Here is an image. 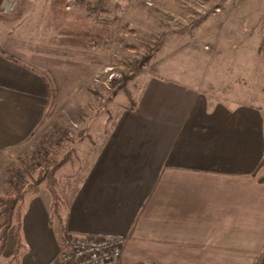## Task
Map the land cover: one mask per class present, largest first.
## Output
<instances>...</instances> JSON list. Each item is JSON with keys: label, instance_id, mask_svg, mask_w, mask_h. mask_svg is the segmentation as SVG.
<instances>
[{"label": "crops", "instance_id": "crops-1", "mask_svg": "<svg viewBox=\"0 0 264 264\" xmlns=\"http://www.w3.org/2000/svg\"><path fill=\"white\" fill-rule=\"evenodd\" d=\"M18 32L0 29L1 162L57 122L42 70L50 66ZM195 82L145 79L135 106L87 143L54 224L51 200L25 198L24 247L5 264L51 263L64 230L124 238L122 264H255L264 250V105L211 99Z\"/></svg>", "mask_w": 264, "mask_h": 264}, {"label": "rangeland", "instance_id": "rangeland-1", "mask_svg": "<svg viewBox=\"0 0 264 264\" xmlns=\"http://www.w3.org/2000/svg\"><path fill=\"white\" fill-rule=\"evenodd\" d=\"M3 26L25 33L19 44L33 46L41 64L50 66L42 70L53 87L57 122L32 138L24 154L0 161V172L5 181L12 164L27 167L21 184L30 188L46 164L70 154L72 162L57 173L58 213L87 143L102 139L118 113L135 106L148 77L196 81L210 98L264 105V0H3ZM29 191L26 198L51 200L45 183ZM11 192L7 183L0 185V193ZM52 218L54 224L58 218ZM16 245L11 230L4 264Z\"/></svg>", "mask_w": 264, "mask_h": 264}, {"label": "trees", "instance_id": "trees-1", "mask_svg": "<svg viewBox=\"0 0 264 264\" xmlns=\"http://www.w3.org/2000/svg\"><path fill=\"white\" fill-rule=\"evenodd\" d=\"M3 0H0V4ZM42 148V147H41ZM43 149V148H42ZM42 151L36 155L37 158L43 156ZM45 154V153H44ZM47 157V154H45ZM70 154H67L60 161L49 163L41 169L36 177L33 179V186L28 188L21 182L26 183L25 177L18 178V172H22L25 176H29V169L22 167L21 165L12 164V171L10 175L6 177L4 183H7L12 188V192L9 194L0 193V257L6 249L10 231H14L15 239L17 242L14 258H17L18 253L24 247L22 243V219H23V206L25 198L30 192H35L37 186L45 183L48 193L51 197V212L59 217V207L63 203L62 195L58 192L59 179L57 173L59 170L71 160ZM46 161V160H45ZM47 162V161H46ZM264 166V162L260 167ZM24 168V169H23ZM24 180V181H23ZM264 181V179H263ZM66 198V197H65ZM255 264H264V250L257 257Z\"/></svg>", "mask_w": 264, "mask_h": 264}, {"label": "built area", "instance_id": "built-area-1", "mask_svg": "<svg viewBox=\"0 0 264 264\" xmlns=\"http://www.w3.org/2000/svg\"><path fill=\"white\" fill-rule=\"evenodd\" d=\"M18 174V178H27L22 172ZM3 183L4 176L0 172V185ZM125 243L120 237L84 236L64 230L53 264H122Z\"/></svg>", "mask_w": 264, "mask_h": 264}]
</instances>
